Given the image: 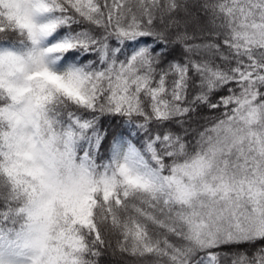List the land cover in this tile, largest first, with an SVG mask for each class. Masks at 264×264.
Returning <instances> with one entry per match:
<instances>
[{
	"label": "snow or ice",
	"instance_id": "obj_1",
	"mask_svg": "<svg viewBox=\"0 0 264 264\" xmlns=\"http://www.w3.org/2000/svg\"><path fill=\"white\" fill-rule=\"evenodd\" d=\"M0 264H264V0H0Z\"/></svg>",
	"mask_w": 264,
	"mask_h": 264
}]
</instances>
